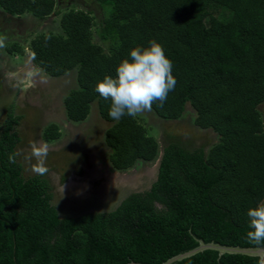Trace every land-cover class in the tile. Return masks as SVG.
Here are the masks:
<instances>
[{
  "label": "trees",
  "instance_id": "1",
  "mask_svg": "<svg viewBox=\"0 0 264 264\" xmlns=\"http://www.w3.org/2000/svg\"><path fill=\"white\" fill-rule=\"evenodd\" d=\"M94 2L103 14L98 41L91 14L60 13L56 0H0V9L13 17L58 15L59 31L35 35L29 54L51 78L75 72L76 86L63 99L67 120L85 121L95 104L109 124L104 143L112 169L155 161L159 145L148 128L136 116L113 119L110 101L95 91L106 75L116 76L132 48L155 40L172 61L176 86L151 112L178 121L189 108L193 125L215 133L217 142L207 150L164 146L148 189L127 195L112 210L60 216L48 179L23 175L15 151L19 118L10 114L0 125V264H162L199 240L264 248L247 238V211L264 201V0ZM1 48L23 53L16 43ZM41 136L57 141L59 126L49 123ZM260 261L204 250L172 264Z\"/></svg>",
  "mask_w": 264,
  "mask_h": 264
},
{
  "label": "rangeland",
  "instance_id": "2",
  "mask_svg": "<svg viewBox=\"0 0 264 264\" xmlns=\"http://www.w3.org/2000/svg\"><path fill=\"white\" fill-rule=\"evenodd\" d=\"M56 2L60 13L73 9L91 14L94 40L98 41L97 32L103 14L94 0ZM58 20V15L54 14L42 21L30 15L9 17V25L0 35L3 41L0 47L4 49L12 43L22 46V55H9V64L12 67L21 65L22 68H0V125L11 111L20 119L14 130L22 141L15 151L26 178L37 175L25 159L30 144L43 142L49 146L48 172L43 176L50 182L53 202L60 216L112 210L127 195L148 189L155 179L164 146L178 144L185 148L203 147L207 150L217 142L215 133L193 125L194 114L189 108L178 121H163L151 111H145L136 117L158 142L159 156L150 163L137 162L124 172L112 169L107 158L109 149L104 143V133L109 124L101 119L96 105L91 106L89 116L83 122L72 123L66 118L63 99L76 86L75 72L51 78L29 61L30 40L40 32H58ZM3 54L6 55V52L3 51ZM260 110L264 119V104ZM49 123L57 124L61 132L60 138L52 143L45 142L41 136Z\"/></svg>",
  "mask_w": 264,
  "mask_h": 264
},
{
  "label": "clouds",
  "instance_id": "3",
  "mask_svg": "<svg viewBox=\"0 0 264 264\" xmlns=\"http://www.w3.org/2000/svg\"><path fill=\"white\" fill-rule=\"evenodd\" d=\"M3 41L0 38V46ZM130 59H124L116 69V76L106 75L98 81L95 91L110 101L109 115L116 120L127 115L135 117L145 111H151L153 103L161 106L167 100L169 92L176 86L172 74V61L165 55L164 48L155 40L147 47H134L129 53ZM25 159L29 161L31 171L37 175L48 172L46 161L49 146L46 143L33 142ZM15 163L14 155L9 157ZM34 163H31L32 161ZM249 242L260 245L264 242V201L247 211ZM260 264H264L261 259Z\"/></svg>",
  "mask_w": 264,
  "mask_h": 264
},
{
  "label": "water",
  "instance_id": "4",
  "mask_svg": "<svg viewBox=\"0 0 264 264\" xmlns=\"http://www.w3.org/2000/svg\"><path fill=\"white\" fill-rule=\"evenodd\" d=\"M204 250H215L219 253V255L223 254H239V255H246V256H254L259 257L260 259L264 258V248L263 247H255V248H244V247H236V246H223L215 243H204L202 241H198V246L195 248L178 254L162 264H172L176 261H180L184 258L192 256L196 253L202 252ZM129 264H136V263H129Z\"/></svg>",
  "mask_w": 264,
  "mask_h": 264
},
{
  "label": "flooded vegetation",
  "instance_id": "5",
  "mask_svg": "<svg viewBox=\"0 0 264 264\" xmlns=\"http://www.w3.org/2000/svg\"><path fill=\"white\" fill-rule=\"evenodd\" d=\"M3 15V16H2ZM8 19H9V17L7 16V14H5L4 12L3 13H1L0 12V35H2L3 34V32H4V30H5V26H7V24L9 25V23H8ZM9 27V26H8ZM1 71V70H0ZM12 115V116H14V117H18V116H16V115H14L13 114V112L11 111L10 113H9V115ZM8 117L9 116H7V118L4 120V122L8 119ZM19 118V117H18ZM20 120V119H19ZM18 120V121H19ZM3 122V123H4ZM15 126H17V124L15 125ZM15 131V130H14ZM16 133H17V136H18V132L17 131H15ZM18 138H19V142L17 143V145L22 141V139L18 136ZM17 147V146H16ZM16 150V149H15ZM118 194H116V196H117ZM110 201L108 200V203H109ZM107 204V203H106ZM104 209H101V210H96V211H103Z\"/></svg>",
  "mask_w": 264,
  "mask_h": 264
},
{
  "label": "crops",
  "instance_id": "6",
  "mask_svg": "<svg viewBox=\"0 0 264 264\" xmlns=\"http://www.w3.org/2000/svg\"><path fill=\"white\" fill-rule=\"evenodd\" d=\"M1 10V9H0ZM2 11V10H1ZM6 14V13H5ZM8 17H13V16H10L7 14ZM3 49V48H1ZM5 52V51H4ZM7 55V56H6ZM6 55L3 54V50L1 51L0 53V61H1V64H0V68H22V66H18V65H14L13 67L9 64L10 63V57L9 56L10 54L6 53ZM14 59L16 60L17 57L14 56ZM29 61L32 62L31 58H29ZM26 62V61H25ZM33 64V63H32Z\"/></svg>",
  "mask_w": 264,
  "mask_h": 264
},
{
  "label": "bare ground",
  "instance_id": "7",
  "mask_svg": "<svg viewBox=\"0 0 264 264\" xmlns=\"http://www.w3.org/2000/svg\"><path fill=\"white\" fill-rule=\"evenodd\" d=\"M70 183V182H69Z\"/></svg>",
  "mask_w": 264,
  "mask_h": 264
}]
</instances>
